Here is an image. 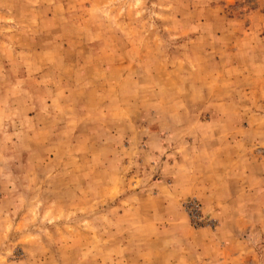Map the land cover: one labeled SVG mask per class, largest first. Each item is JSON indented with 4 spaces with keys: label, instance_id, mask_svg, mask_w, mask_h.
<instances>
[{
    "label": "rangeland",
    "instance_id": "1",
    "mask_svg": "<svg viewBox=\"0 0 264 264\" xmlns=\"http://www.w3.org/2000/svg\"><path fill=\"white\" fill-rule=\"evenodd\" d=\"M219 244L264 264V0H0V264Z\"/></svg>",
    "mask_w": 264,
    "mask_h": 264
},
{
    "label": "crops",
    "instance_id": "2",
    "mask_svg": "<svg viewBox=\"0 0 264 264\" xmlns=\"http://www.w3.org/2000/svg\"><path fill=\"white\" fill-rule=\"evenodd\" d=\"M212 236V237H211ZM209 238L214 242L218 243V238H216V235L213 236L211 235ZM220 239V238H219ZM238 248L235 250L234 247L226 246V245H221L219 246H210L207 247L205 252L202 249L195 248L194 250H191L190 253L192 254H199V253H204L205 256L203 258V261H200V264H237L240 259H239V252ZM185 249H178V253H183ZM182 259H191L192 262H197L199 260V256H190Z\"/></svg>",
    "mask_w": 264,
    "mask_h": 264
}]
</instances>
